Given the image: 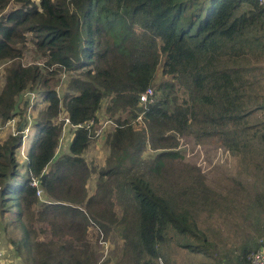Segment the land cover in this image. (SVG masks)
I'll use <instances>...</instances> for the list:
<instances>
[{"label":"trees","instance_id":"obj_1","mask_svg":"<svg viewBox=\"0 0 264 264\" xmlns=\"http://www.w3.org/2000/svg\"><path fill=\"white\" fill-rule=\"evenodd\" d=\"M28 35L42 65L23 63ZM263 37L264 10L256 0H0V126L23 116L24 91L46 103L35 117L24 174L15 156L23 132L0 140V214L21 232L12 252L24 251L32 264H111L98 263L91 224L97 239L110 232L122 238L124 264H157L171 240L187 247L197 230L186 205L224 203L176 165L178 139L220 134L230 122V150L242 153L249 129L240 125L257 100L246 88L252 91L264 73ZM63 72L69 77L59 93L56 76ZM246 72L251 80L237 82ZM176 86L187 94L181 102ZM148 87L154 99L139 107ZM106 99L104 114L117 126L106 136L104 166L89 167L83 157L95 139L86 127L70 129L67 150L53 160L58 114L72 124L97 123ZM93 172L98 179L88 195ZM33 177L50 202L36 206ZM36 222L46 224L38 231L47 239L36 238ZM253 251L242 245L225 264H249Z\"/></svg>","mask_w":264,"mask_h":264},{"label":"rangeland","instance_id":"obj_2","mask_svg":"<svg viewBox=\"0 0 264 264\" xmlns=\"http://www.w3.org/2000/svg\"><path fill=\"white\" fill-rule=\"evenodd\" d=\"M248 33L251 34V31L249 30ZM252 35H254L253 31ZM29 38L30 35H28L24 49L23 63L42 65L45 58L37 52ZM259 64V67L264 69V60ZM68 77V73L64 72L56 76L60 79L57 86L59 93L64 90V84ZM251 77L252 75L250 80ZM157 79L158 81L162 79L160 73L157 75ZM239 81H242L241 76L237 79V82ZM248 90L247 93L253 92L257 100L256 109H253V113L248 115L247 119L242 120L240 125L249 129L241 137L245 144L241 146V154L230 150V122L223 126L224 131L220 134H194L178 139L176 165L182 169L185 175H191V177L195 175L204 186L221 196L219 200L224 205L220 208L216 206L208 209V205H205L201 199H198L194 205H186L194 220L197 235L186 239L187 247L181 246L180 243H183V239L169 241L164 248V257L159 258L157 264H225L226 256L232 258L242 245H248L253 251L264 243V73H259L254 89ZM176 93L179 102L187 97L183 87L176 86ZM24 103L27 104V107L24 106ZM19 104L22 109L25 108L23 116H17V119H20L18 123L10 121L3 127L0 126V140L4 141L9 135L23 129V144L16 151L15 156L18 169H21L24 174L35 117L40 110L46 107V103L37 97L36 92L26 90L22 93ZM106 104L107 99L102 101L100 111L96 113L98 122L94 123L93 129L97 136L91 140L83 154L89 167H103L108 154L107 145H105L106 136L113 129V125L108 124L107 121H114V119L104 114ZM119 114L120 112L116 116ZM61 115L63 116L65 113ZM120 115L127 117L125 113ZM246 121L254 124L244 126ZM255 125L257 126L254 128ZM134 127L136 128L137 124ZM70 134V130H67L61 138L53 160L67 150L70 142L67 136ZM94 144L100 145L96 158L92 157ZM149 154L152 153L148 151L146 155ZM49 167L50 164L45 170H48ZM97 176L98 173L89 178L88 195L94 194ZM36 206H40V204ZM116 211L118 214L121 212L118 207H116ZM41 225L43 229L46 227V224L41 222L35 224L34 229L38 232L36 238L47 239V233L42 234L38 231ZM91 225L88 228V239L96 252L98 263L108 258L111 264H124L125 254L122 238L114 232H110L104 236L106 244L101 245L95 233V226ZM2 231L1 241L10 253L14 254H11L10 264H32L24 251L18 254L12 252L15 248L11 241H18L21 232L9 222L8 218L2 219L0 214V232Z\"/></svg>","mask_w":264,"mask_h":264},{"label":"built area","instance_id":"obj_3","mask_svg":"<svg viewBox=\"0 0 264 264\" xmlns=\"http://www.w3.org/2000/svg\"><path fill=\"white\" fill-rule=\"evenodd\" d=\"M256 1L258 3L259 7L264 10V0H256ZM154 94H155L154 88L153 87H148L147 89H145L142 93H140L138 95V104L137 105L139 107H143L145 104L152 102L153 99H154ZM139 118L140 117H138V119ZM10 121L12 123H15V122L18 123L17 117H14L11 120H9L7 122V124ZM22 122L24 123V119H23ZM54 122L55 123H62V131H61L59 144H60L61 138L63 137V135L65 134V132L67 130L77 129V128H80V127H86V128H92L93 129L94 128V123H96L94 121V119H90V120H87V121H85L83 123L72 124L69 121V119L66 116V114L62 116L61 113L58 114V116L55 118ZM107 123L108 124L109 123L112 124L113 128H115L117 126L116 122L112 121V120H108ZM18 131L23 132V129H20ZM18 131H17V133H18ZM95 136H97L96 133H95ZM55 156H56V153H55ZM29 183H30V185L33 188H35L36 198H37L39 204L50 202L49 198L47 197V193L45 192V190H44V188L42 186L40 177H33L30 180ZM99 243L101 245L103 243L106 244V242L103 241L101 238H99ZM10 261H11L10 260V254L8 253V251L6 250V248L4 247V245L2 244V241L0 239V264H10ZM249 264H264V243L258 249H256L255 251H253L251 253V255L249 256Z\"/></svg>","mask_w":264,"mask_h":264},{"label":"crops","instance_id":"obj_4","mask_svg":"<svg viewBox=\"0 0 264 264\" xmlns=\"http://www.w3.org/2000/svg\"><path fill=\"white\" fill-rule=\"evenodd\" d=\"M249 78H250V76H249V73L248 72H246L245 74L243 73V76H242V80H244V81H248L249 82ZM247 89V91H249L248 89L249 88H246ZM243 91H244V87H243ZM67 138L70 140V136L68 135L67 136ZM105 145H106V143H105ZM100 145L99 144H94V150H93V154H92V157H94V158H96L97 157V155H96V153H97V151H98V147H99ZM89 147V146H88ZM106 148H107V153H108V147L106 146ZM67 149V148H66ZM66 151V150H65ZM64 151V152H65ZM106 153V154H107ZM84 156V155H83ZM98 169V168H97ZM97 174V172H93L91 175H96ZM88 183H89V179H88V181H87V186H88Z\"/></svg>","mask_w":264,"mask_h":264}]
</instances>
